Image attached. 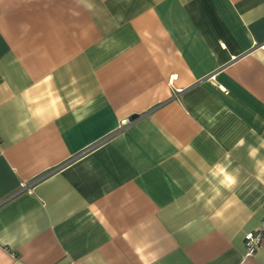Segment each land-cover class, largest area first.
Instances as JSON below:
<instances>
[{"label": "crops", "instance_id": "obj_1", "mask_svg": "<svg viewBox=\"0 0 264 264\" xmlns=\"http://www.w3.org/2000/svg\"><path fill=\"white\" fill-rule=\"evenodd\" d=\"M262 180L264 0H0V264H264Z\"/></svg>", "mask_w": 264, "mask_h": 264}, {"label": "built area", "instance_id": "obj_2", "mask_svg": "<svg viewBox=\"0 0 264 264\" xmlns=\"http://www.w3.org/2000/svg\"><path fill=\"white\" fill-rule=\"evenodd\" d=\"M20 188L23 190L26 188L25 184H21ZM262 236H264V232L262 230H256L247 232L244 235V245L246 249V256L253 255L255 251L260 246V243L262 241Z\"/></svg>", "mask_w": 264, "mask_h": 264}, {"label": "water", "instance_id": "obj_3", "mask_svg": "<svg viewBox=\"0 0 264 264\" xmlns=\"http://www.w3.org/2000/svg\"><path fill=\"white\" fill-rule=\"evenodd\" d=\"M134 118H135V115L129 117V118H128V121H131V120L134 119Z\"/></svg>", "mask_w": 264, "mask_h": 264}, {"label": "clouds", "instance_id": "obj_4", "mask_svg": "<svg viewBox=\"0 0 264 264\" xmlns=\"http://www.w3.org/2000/svg\"><path fill=\"white\" fill-rule=\"evenodd\" d=\"M258 179H260V177H257ZM262 183H264V180L261 181Z\"/></svg>", "mask_w": 264, "mask_h": 264}]
</instances>
